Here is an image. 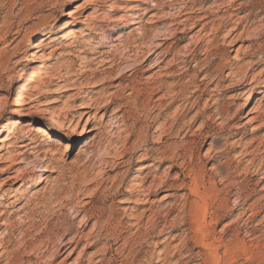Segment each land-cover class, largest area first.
<instances>
[{"label":"rangeland","instance_id":"1","mask_svg":"<svg viewBox=\"0 0 264 264\" xmlns=\"http://www.w3.org/2000/svg\"><path fill=\"white\" fill-rule=\"evenodd\" d=\"M0 103V264H264V0H0Z\"/></svg>","mask_w":264,"mask_h":264},{"label":"bare ground","instance_id":"2","mask_svg":"<svg viewBox=\"0 0 264 264\" xmlns=\"http://www.w3.org/2000/svg\"><path fill=\"white\" fill-rule=\"evenodd\" d=\"M225 1V0H224ZM231 2V1H230ZM222 4L223 3H221V6H222ZM225 4H226V2H225ZM224 5V4H223ZM134 6V5H133ZM132 6V7H133ZM132 7L131 8H129V9H131L132 10ZM223 7V6H222ZM221 7V8H222ZM240 7V6H239ZM121 8H122V6H121ZM120 8V9H121ZM216 8V7H215ZM193 10H194V8H192ZM191 9V10H192ZM218 9V8H217ZM216 9V10H217ZM185 10V9H184ZM187 10V9H186ZM188 11V10H187ZM195 11H196V9H195ZM190 12H192V11H190ZM217 12V11H216ZM218 13V12H217ZM138 14V13H137ZM183 14V13H182ZM185 14V13H184ZM183 14V15H184ZM210 14V13H209ZM178 15H180V14H178ZM125 16V15H124ZM133 17H132V19H131V21L129 22L130 24H135L136 23V19L138 18L139 19V17L137 16V15H135V14H133L132 15ZM189 16V15H188ZM195 17V16H194ZM121 18V17H120ZM205 18V17H204ZM207 18H209V15H208V17ZM188 19H190L189 17H188ZM179 20V19H178ZM185 20H187V19H183V20H181L180 22H184ZM191 20H192V18H191ZM173 21V20H172ZM210 23H212V22H210ZM177 24V23H176ZM208 24V23H207ZM241 24V23H240ZM170 26V25H169ZM203 27V26H202ZM233 27H235V26H233ZM121 28L122 27H117V29H115V31L116 32H119L120 30H121ZM230 28H232V27H230ZM146 30V29H145ZM235 30H237V27H235V28H232L231 30H229V32H233V31H235ZM139 31V30H138ZM141 31V30H140ZM134 31H132V30H130V33H133ZM168 33V32H167ZM69 35H72L73 33L72 32H70V33H68ZM139 34V33H138ZM130 36H131V34H129ZM129 35H128V37H129ZM123 35H120L119 37H122ZM165 38V37H164ZM118 39V38H117ZM162 39H163V37H162ZM161 39V40H162ZM119 40H121V39H119ZM165 40V39H164ZM121 42H123L124 43V39H122L121 40ZM152 42V41H151ZM127 43V42H126ZM143 45H145V43H142ZM149 45H151L150 43H148ZM159 44V43H158ZM155 45H157V44H155ZM130 46V45H129ZM162 46V45H161ZM133 47V46H132ZM145 47H147V46H145ZM144 47V48H145ZM126 48V47H125ZM128 48V47H127ZM135 50H134V52L132 53L135 57H138L140 54H143L144 52L141 50L142 49V46H140L139 44L138 45H135ZM129 49H130V47H129ZM147 49V54H145V55H147V56H145V58H147L148 56H150V54H152L153 53V51H151V50H153V48L152 49H150V47L149 48H146ZM127 50V49H126ZM133 51V50H132ZM165 51V50H164ZM164 51H163V53H164ZM36 52H38V50H35V51H31L30 53H29V57H27L26 58V66H30L31 65V62H33L34 60H33V58H35L36 57ZM143 52V53H142ZM129 54V53H128ZM161 55V54H160ZM127 56V55H126ZM159 56V55H158ZM129 57V56H128ZM128 57H126V58H128ZM114 58V57H113ZM131 58V57H130ZM157 58H159V57H157ZM120 59H122V58H120ZM124 59V58H123ZM122 59V60H123ZM129 59V58H128ZM144 59V58H143ZM120 61V60H119ZM125 61V60H124ZM142 61V60H141ZM154 61H157V60H154ZM117 62V61H116ZM122 62V61H121ZM111 63V62H110ZM120 63V62H119ZM109 64V63H108ZM112 65H114V63H112ZM112 65H110L109 67H107V68H111V66ZM157 65H158V63H157ZM116 67H118V66H116ZM115 67V68H116ZM45 68V64H41V65H39V66H37L35 69H33L32 71H31V75H30V77H28L27 79H26V81H25V83H24V86L22 87V90L24 91V90H27L28 89V91H29V87H32V85L35 83V82H37V80H38V78H39V75H40V73H42V71H43V69ZM131 69V68H130ZM130 69H128L127 71H129ZM133 70V69H132ZM132 72V71H131ZM231 72V71H230ZM126 74V73H125ZM122 75V74H121ZM118 76V75H117ZM124 78V77H123ZM246 79V78H245ZM244 80V79H243ZM246 82V81H245ZM46 85V84H45ZM48 85V84H47ZM34 88H35V86H34ZM236 88V87H235ZM21 92V91H20ZM38 96V95H37ZM178 98V97H177ZM28 99H31V97L30 96H25V95H23V94H20L19 95V97H18V99H17V102H21V104L22 103H24V102H26V104H27V100ZM26 100V101H25ZM31 100H33V98L31 99ZM29 102V101H28ZM3 103H5V102H3ZM2 103V104H3ZM1 103H0V105H2ZM4 105V104H3ZM33 105H31V107H32ZM90 106V105H89ZM3 107V106H2ZM30 108V107H29ZM82 108H84V107H82ZM39 111H42V110H40V109H38ZM37 110V111H38ZM30 112V111H29ZM43 113H48V111H43ZM259 113H261L260 114V117L262 116V117H264V108H263V111L261 112H259ZM200 114V113H199ZM198 114V115H199ZM51 120L53 121V122H55V124L56 125H58L59 124V121H58V119H56L55 118V116L53 115V114H51ZM32 129H33V131H34V133L37 135V136H40V135H43V136H45V137H47V138H50L51 137V132H50V130H49V128L46 126V125H42V124H34L33 125V127H32ZM30 143H27L26 145H23V146H28ZM253 151V150H252ZM253 153V152H252ZM252 161H253V159H252ZM250 162V161H249ZM252 163V162H251ZM43 168V167H42ZM260 169V168H259ZM44 170V169H43ZM45 180V177H44V175H40L39 176V179H38V181L36 182V185H37V188L39 189L40 188V185L43 183V181ZM248 194V193H247ZM251 195V194H250ZM14 196V195H13ZM245 197V196H244ZM249 197V196H248ZM240 201V200H239ZM244 202V201H243ZM246 202V201H245ZM244 204V203H243ZM205 212V211H204ZM0 215H3V212H0ZM205 216V215H204ZM206 217V216H205ZM204 219V218H203ZM206 219V218H205ZM206 221V220H205ZM225 229V228H224ZM203 235H205V234H203ZM202 235V236H203ZM253 235V234H252ZM245 236V235H244ZM248 236V235H247ZM221 237V236H220ZM252 238V236L250 237V239ZM254 238H255V236H254ZM263 238V237H262ZM220 240V243L222 244L223 243V241H222V237L221 238H219ZM205 240V239H204ZM252 240V239H251ZM233 241V240H232ZM239 241V240H238ZM255 241V240H254ZM258 241H259V239H258ZM263 241V240H262ZM228 242V241H227ZM226 242V243H227ZM245 242V241H244ZM71 243H72V241H71ZM230 243V242H229ZM234 243V242H233ZM238 243V242H237ZM241 243V242H240ZM254 243V242H253ZM257 243V242H256ZM259 243V242H258ZM227 245V244H226ZM230 245V244H229ZM257 245V244H256ZM255 245V246H256ZM220 246V245H219ZM222 246V245H221ZM242 247L241 248H244V245H241ZM260 246V245H259ZM224 247H226V246H224ZM239 245L238 244H236V243H234L232 246H231V248H232V250L233 251H237V250H239ZM257 247V246H256ZM231 248L229 249L230 250V252H231ZM240 248V249H241ZM263 248V247H262ZM214 249V248H213ZM220 249V248H219ZM264 251V250H263ZM210 252H212V253H214L213 254V256L216 258V264H219V262H220V259H221V256H220V254H219V252H218V247H216L213 251H212V249L210 250ZM196 254H197V252H196ZM200 254V253H199ZM232 254H234V252L232 253ZM232 254H230V255H232ZM244 254V253H243ZM198 255V254H197ZM261 255H262V253H261ZM261 255H259V256H261ZM190 256V255H189ZM192 256V255H191ZM202 256V255H201ZM248 259H249V257H248ZM199 260V259H198ZM215 262V261H214ZM252 262V261H251ZM201 263V262H200ZM203 263V262H202ZM205 263V262H204Z\"/></svg>","mask_w":264,"mask_h":264}]
</instances>
